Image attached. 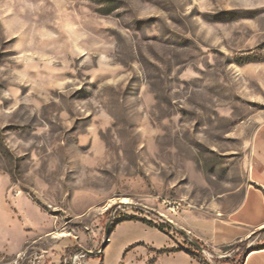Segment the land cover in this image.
<instances>
[{"label": "rangeland", "instance_id": "rangeland-1", "mask_svg": "<svg viewBox=\"0 0 264 264\" xmlns=\"http://www.w3.org/2000/svg\"><path fill=\"white\" fill-rule=\"evenodd\" d=\"M261 121L264 0H0V264H238Z\"/></svg>", "mask_w": 264, "mask_h": 264}, {"label": "crops", "instance_id": "crops-1", "mask_svg": "<svg viewBox=\"0 0 264 264\" xmlns=\"http://www.w3.org/2000/svg\"><path fill=\"white\" fill-rule=\"evenodd\" d=\"M260 134L261 141L258 142ZM247 179L239 204L227 214L223 224L214 226L213 237L217 245L242 242L264 230V121L258 124L252 135ZM218 236L223 239L217 241ZM243 264H264V248L249 251Z\"/></svg>", "mask_w": 264, "mask_h": 264}, {"label": "trees", "instance_id": "trees-1", "mask_svg": "<svg viewBox=\"0 0 264 264\" xmlns=\"http://www.w3.org/2000/svg\"><path fill=\"white\" fill-rule=\"evenodd\" d=\"M264 231V230H263ZM260 249H262V248H260ZM260 249H256V250H260ZM247 255V254H246ZM245 255V256H246ZM245 256H244V258H242L239 262H238V264H243L244 263V259H245Z\"/></svg>", "mask_w": 264, "mask_h": 264}, {"label": "water", "instance_id": "water-1", "mask_svg": "<svg viewBox=\"0 0 264 264\" xmlns=\"http://www.w3.org/2000/svg\"><path fill=\"white\" fill-rule=\"evenodd\" d=\"M193 246L195 247V248H197L198 250L200 249L196 244H194L193 243Z\"/></svg>", "mask_w": 264, "mask_h": 264}]
</instances>
